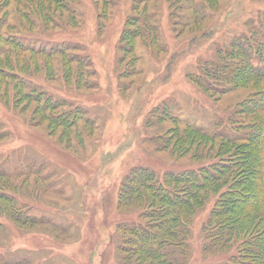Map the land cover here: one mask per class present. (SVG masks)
I'll list each match as a JSON object with an SVG mask.
<instances>
[{"label": "rangeland", "instance_id": "obj_1", "mask_svg": "<svg viewBox=\"0 0 264 264\" xmlns=\"http://www.w3.org/2000/svg\"><path fill=\"white\" fill-rule=\"evenodd\" d=\"M230 187L254 206L219 242ZM0 194V263L243 260L264 236V0H0Z\"/></svg>", "mask_w": 264, "mask_h": 264}, {"label": "trees", "instance_id": "obj_2", "mask_svg": "<svg viewBox=\"0 0 264 264\" xmlns=\"http://www.w3.org/2000/svg\"><path fill=\"white\" fill-rule=\"evenodd\" d=\"M50 50H52L51 54L56 53L62 57L65 54L64 49H58V50L50 49ZM215 177L218 178L217 176H212L210 181L214 180ZM173 181L178 182V183L183 181V182H187L188 184L189 183L190 184H198L197 183L198 180L196 179V177H194V175L192 173L186 174L185 177L183 175L181 177L180 176H177V177L173 176ZM206 183L207 182H204L203 184H206ZM203 184H200L199 186H202ZM225 193L226 194H224V196L226 195V197L228 196V198L224 201L228 203V206H227L225 211H223V212L221 211V212H218V214L217 213L216 214H217V216H227L229 214V216L226 217V222H227L228 227H225V226L223 227V225L220 227L221 230H222V228H225V230L223 231V234L226 235V237L223 236V234L218 235L216 237V239H219V242H221L223 239H225L227 241L229 239H231V237L233 235L232 223L234 221H238L240 218V215H238V213L241 210H243L244 208H248V207L250 208V207L254 206L253 200H249L246 197H241V196L236 195L235 191L233 189H231V187ZM170 196H171L170 194L169 195L155 196L154 201L155 202H161V203L169 202ZM231 196H234V198ZM250 199H251V197H250ZM0 200H6V197L3 196L2 194H0ZM258 210L260 211V209H258ZM235 216H236V218H235ZM15 221H17V222L19 221L18 216H16ZM24 223H27V222L24 221ZM24 223H22V224H24ZM0 228H1V225H0ZM127 230H128L129 234H131L132 236L135 235V237L146 238V236H147V234L143 233V230H140L138 228L133 227V228H131V229L129 228ZM118 249H119V251L120 250L122 251V249H120L119 247H118ZM256 250H257V252H256ZM238 251H239V254L243 260H240V261L237 260L236 261V259L232 255L228 260L229 264H237V263L238 264H264V236L262 237V239H258L257 242H253L252 240L251 241H249V240L243 241L240 244ZM117 252H118V250H117ZM139 252L142 253V256L147 255L151 258L158 257V254L155 255V252L152 251V249H150V246L148 248L145 245L144 247H142L139 250ZM259 258H261V260ZM0 264H23V263L22 262H1ZM162 264H172V263H170L168 260L162 259Z\"/></svg>", "mask_w": 264, "mask_h": 264}]
</instances>
